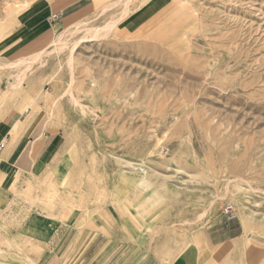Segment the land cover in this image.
<instances>
[{"label": "rangeland", "instance_id": "1", "mask_svg": "<svg viewBox=\"0 0 264 264\" xmlns=\"http://www.w3.org/2000/svg\"><path fill=\"white\" fill-rule=\"evenodd\" d=\"M74 1L0 0V104L20 74L4 64L26 60L11 107L40 93L32 124L57 136L0 207V264H264V0H85L58 19ZM34 216L72 226L74 259L20 236Z\"/></svg>", "mask_w": 264, "mask_h": 264}, {"label": "crops", "instance_id": "2", "mask_svg": "<svg viewBox=\"0 0 264 264\" xmlns=\"http://www.w3.org/2000/svg\"><path fill=\"white\" fill-rule=\"evenodd\" d=\"M88 9L89 5H86L85 0H75V2L63 8L56 17L60 19L64 16L62 21L66 22L77 16L79 17ZM52 30L53 23L40 33L48 34ZM33 35L35 33L28 35L29 38L26 36L24 43L32 38ZM15 48L10 51L13 52ZM23 114L29 115V112L21 113L19 110L11 108L8 113L0 117V143L4 145V150L0 154V207L1 205L6 207L7 204H11V199L8 196H11L13 191L18 189L21 181L28 180L30 174L35 176L41 174L37 169L51 160L53 149H55L57 142V136L53 133L32 124L33 115H29L26 120H23ZM44 218L31 217L27 223L29 224V229L27 231L24 230V234L22 233L20 236L29 239L37 245H47V253L51 254L53 259L56 258L53 255V249L61 244L60 254L63 255L64 253V255L58 258L74 259L76 256L73 253L66 254L70 251H75L71 250L70 245L75 243V240L72 239L76 236L79 237V235L69 230L72 227L69 224ZM97 227L99 226L91 225L92 231L90 233L95 235ZM81 232L79 230V234ZM65 245H68L69 248H65ZM173 251L176 250L174 249ZM82 258L84 257L82 256Z\"/></svg>", "mask_w": 264, "mask_h": 264}, {"label": "bare ground", "instance_id": "3", "mask_svg": "<svg viewBox=\"0 0 264 264\" xmlns=\"http://www.w3.org/2000/svg\"><path fill=\"white\" fill-rule=\"evenodd\" d=\"M134 0H128V2L131 4V2H133ZM145 0H143V2H144ZM149 2V1H151V0H146L145 1V3L146 2ZM75 2V1H74ZM66 3V2H65ZM144 3V4H145ZM136 6V5H135ZM139 8V7H138ZM137 8V9H138ZM137 9L136 10H134V11H137ZM149 10H153V6H150L149 7ZM65 11V10H64ZM126 13H127V11H126ZM128 14V13H127ZM135 14V13H134ZM126 15V14H125ZM151 15H152V13H150V17H151ZM78 18V17H77ZM80 19V18H79ZM78 19V20H79ZM124 19V18H123ZM140 18H139V15H133V17H132V23L136 26L138 23H140ZM143 20H141V22H142ZM85 24V21L83 20V21H80V22H78V23H76V24H74L73 26H71V27H69V28H67L66 30H65V32H68L69 31V29H72V30H74V31H77V32H80L81 30V28H82V26ZM67 26H69V25H67ZM84 30V29H83ZM89 31V30H88ZM90 31H93V30H90ZM91 32H89V34H90ZM93 35H95L96 34V32H95V34L94 33H92ZM88 34H86V35H84V37L85 36H87ZM92 35V36H93ZM63 36V35H62ZM90 36H91V34H90ZM92 36H91V38H92ZM88 37V36H87ZM86 37V38H87ZM94 38V37H93ZM60 39H61V37H60ZM60 39H58V40H55V39H53L51 42V44H52V46L53 45H55V44H57V42H59V40ZM90 39V38H89ZM85 40V39H84ZM87 40V39H86ZM62 41V40H61ZM80 41H81V39H80ZM63 42V41H62ZM64 42H65V40H64ZM63 42V43H64ZM67 42V41H66ZM60 43V42H59ZM76 44H79V43H76ZM59 45V44H58ZM57 45V46H58ZM60 45H61V43H60ZM63 45H65V43L63 44ZM63 45H61V46H63ZM56 46V45H55ZM54 46V47H55ZM75 46V45H74ZM59 47V46H58ZM58 47H56V48H58ZM65 47V46H64ZM64 47H62V48H64ZM76 47H77V45H76ZM55 48V49H56ZM59 48H61V47H59ZM58 48V49H59ZM39 55L37 56V58H35V60H38L39 58ZM26 62V60H18V61H15V62H8V63H10V64H4V65H6L7 67L9 66V67H11V68H18L19 69V72H20V74H18L15 78H14V81L13 82H11L10 84H9V86H8V93H7V96H6V98H4V100H2V102H1V104H0V117L2 116H4L6 113H8V111H10V109L11 108H14V107H11L13 104L11 103V101H10V99H13L15 96H17L16 94H18V92H20L21 91V89H22V86H23V82H24V79L26 78L25 77V75H26V73H25V71H22V70H20V66H22V64H24ZM30 68V67H29ZM27 70H29L28 69V67L26 68ZM70 90V89H69ZM44 92V91H43ZM45 93V92H44ZM69 93V92H68ZM43 95V94H42ZM41 97V94L40 93H38V92H34L33 94H31V99H32V102L30 103V104H28L27 106H26V108L24 107V109L22 110V107H21V112L22 111H24V112H28V109L29 108H31V105H32V103H35V102H38V100H39V98ZM15 106H16V104H15ZM17 106H21V104L18 102L17 103ZM17 121V120H16ZM18 122V121H17ZM14 124V123H13Z\"/></svg>", "mask_w": 264, "mask_h": 264}, {"label": "built area", "instance_id": "4", "mask_svg": "<svg viewBox=\"0 0 264 264\" xmlns=\"http://www.w3.org/2000/svg\"><path fill=\"white\" fill-rule=\"evenodd\" d=\"M3 150H4V145L2 144V143H0V154L3 152ZM226 214L227 215H230L231 217V219H234L235 218V215L233 214V212H232V210L230 209V207H228L227 209H226Z\"/></svg>", "mask_w": 264, "mask_h": 264}]
</instances>
